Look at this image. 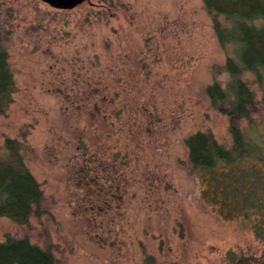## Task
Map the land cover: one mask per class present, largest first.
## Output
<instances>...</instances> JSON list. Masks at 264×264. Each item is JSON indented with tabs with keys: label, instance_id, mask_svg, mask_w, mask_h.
Wrapping results in <instances>:
<instances>
[{
	"label": "rangeland",
	"instance_id": "374dc122",
	"mask_svg": "<svg viewBox=\"0 0 264 264\" xmlns=\"http://www.w3.org/2000/svg\"><path fill=\"white\" fill-rule=\"evenodd\" d=\"M13 103L0 116L43 192L29 228L0 218V242L27 237L56 264H264L252 218L225 217L183 140L210 132L231 148L227 118L203 89L226 86L201 0H88L57 10L0 0ZM257 112L242 121L264 158V79L242 74ZM253 164L260 166L255 160ZM243 264V263H242Z\"/></svg>",
	"mask_w": 264,
	"mask_h": 264
},
{
	"label": "trees",
	"instance_id": "16d2710c",
	"mask_svg": "<svg viewBox=\"0 0 264 264\" xmlns=\"http://www.w3.org/2000/svg\"><path fill=\"white\" fill-rule=\"evenodd\" d=\"M201 1L218 45L233 52L222 67L226 86L213 82L203 89L211 107L227 118L231 148L218 144L210 132H196L183 140L187 162L203 176L207 192L220 203L221 214L252 218L254 236L264 242V158L251 135L240 129V123H251L257 112L254 94L242 74H253L259 85L264 79V0ZM10 36L0 24V116L6 114L16 92L6 48ZM5 149L7 154L0 159V218L29 228L30 218L43 214V192L24 164L20 143L6 140ZM229 256L234 264L257 261ZM153 262V257L145 258V264ZM56 263L48 247L31 244L27 237L0 242V264Z\"/></svg>",
	"mask_w": 264,
	"mask_h": 264
},
{
	"label": "water",
	"instance_id": "95a60500",
	"mask_svg": "<svg viewBox=\"0 0 264 264\" xmlns=\"http://www.w3.org/2000/svg\"><path fill=\"white\" fill-rule=\"evenodd\" d=\"M57 10H72L88 0H40Z\"/></svg>",
	"mask_w": 264,
	"mask_h": 264
}]
</instances>
